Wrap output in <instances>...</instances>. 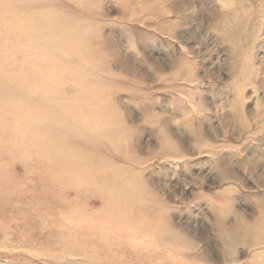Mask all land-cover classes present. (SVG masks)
<instances>
[{
  "label": "rangeland",
  "instance_id": "1",
  "mask_svg": "<svg viewBox=\"0 0 264 264\" xmlns=\"http://www.w3.org/2000/svg\"><path fill=\"white\" fill-rule=\"evenodd\" d=\"M0 264H264V0H0Z\"/></svg>",
  "mask_w": 264,
  "mask_h": 264
},
{
  "label": "bare ground",
  "instance_id": "2",
  "mask_svg": "<svg viewBox=\"0 0 264 264\" xmlns=\"http://www.w3.org/2000/svg\"><path fill=\"white\" fill-rule=\"evenodd\" d=\"M48 145V144H47ZM50 146H51V144H50ZM52 147V146H51ZM59 154H61L60 152H59ZM62 157V156H61ZM31 159V158H30ZM46 160V159H45ZM76 190V189H75ZM69 212H71V210L69 211Z\"/></svg>",
  "mask_w": 264,
  "mask_h": 264
}]
</instances>
